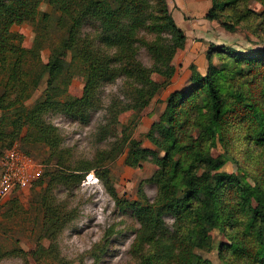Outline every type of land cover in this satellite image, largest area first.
<instances>
[{"label": "rangeland", "instance_id": "374dc122", "mask_svg": "<svg viewBox=\"0 0 264 264\" xmlns=\"http://www.w3.org/2000/svg\"><path fill=\"white\" fill-rule=\"evenodd\" d=\"M39 11H50L48 3L41 2ZM229 11H233L232 20H228ZM40 18L41 14L37 20ZM224 19L234 28L225 29L220 23ZM213 21L220 28L215 45H225L242 53L264 49V0H239L234 8L223 11V17ZM84 29L92 27L84 24ZM11 30L23 36V45H32L36 35L34 23L16 22ZM54 33L61 32L56 29ZM186 42L176 49L172 58L174 71L182 75L189 73L186 83L179 88L172 86V78L168 82L165 76L151 71L157 57L153 58L144 47L138 49V59L160 86L147 98L144 107L118 113L116 121L113 103L125 99L122 77L101 84L97 101L85 110L74 114L45 112L43 120L55 127L57 145L54 148L27 125L8 146L9 138L2 136V131L13 128L10 123L16 117L12 111L8 114L10 119L0 124V159L5 150L15 146L40 162L42 172L31 184L13 192L0 207V264H134L130 250L139 223L134 210L116 204L111 191L122 201L145 198L154 201L158 184L151 177L158 167L156 158L160 159L165 152L154 145L148 132L159 129L169 95L191 85L192 73L200 76L209 73L214 77L226 108L215 144L209 147L210 153L228 156L222 171L244 176L250 184H259L264 189V146L253 141L259 125L251 114L254 107L264 110V66L216 52L206 55L209 45L204 51L195 47L194 53L196 50L198 55L191 60L186 54L192 52L184 49ZM49 53L48 48L42 51L43 61ZM62 57L69 63L66 71L70 78L68 81L65 74L64 82H60L50 98L66 101L82 95L86 77L83 64L72 60L69 50ZM45 87L42 82L25 101L26 108L44 96ZM204 95L202 90L196 99L201 107L198 120H189L186 132L189 141L190 138L197 141L204 132L202 126L208 117ZM201 140V147H208L211 141L208 135ZM134 147L154 150L157 157L149 155L138 164H131L130 151ZM195 148L199 149L197 145ZM175 155L183 162H192L186 148ZM223 205H220L222 214L229 208ZM252 206L259 210L263 207L254 201ZM62 215V222L55 223ZM234 216L238 220L234 226L221 218L219 225L210 229L209 248L196 249L211 264H248L246 250L255 247L253 227L247 211L238 209ZM163 219L170 233L175 218L164 214ZM232 243L239 246L238 250L230 247Z\"/></svg>", "mask_w": 264, "mask_h": 264}, {"label": "trees", "instance_id": "16d2710c", "mask_svg": "<svg viewBox=\"0 0 264 264\" xmlns=\"http://www.w3.org/2000/svg\"><path fill=\"white\" fill-rule=\"evenodd\" d=\"M43 1L48 3L50 11L40 13ZM236 2L239 0H211L206 18L220 19L223 11L234 8ZM229 13L228 20H232L233 11ZM16 22L34 23L36 35L31 46L23 45V36L12 32ZM220 23L227 30L234 28L225 19ZM84 24L92 29H84ZM56 29L61 33L55 34ZM185 40L166 0H0V124L10 119L11 111L16 115L10 123L13 128L2 131V136L9 138L7 145L27 125L54 148L55 127L43 120V114L50 110L66 114L85 110L97 101L101 84L118 77L124 79L125 99L113 103L116 109L113 120L125 110L144 107L160 85L147 74L148 69L137 57L138 49L144 47L153 58L157 57L151 71L165 76L169 82L175 72L173 55L184 46ZM45 48L50 53L43 61L41 53ZM65 50L70 51L72 60L83 64L86 81L81 96L60 101L50 96L66 78L69 63L62 57ZM211 52L264 66V49L242 53L210 43L206 55ZM191 79V85L169 95L160 117L161 126L148 132L154 145L165 152L164 156L156 158V151L141 147L130 151L131 164H138L149 155L156 158L158 167L151 177L158 184L154 201L146 198L122 201L111 191L116 204L132 208L139 223L130 250L134 264H211L196 249L210 247L209 231L219 225L221 218L234 226L238 209L248 212L253 227L255 247L246 250L248 264H264V189L259 184H250L244 176L221 170L228 156H212L209 147L215 144L226 112L225 104L211 74L192 73ZM42 82L46 84L44 96L26 108L25 101ZM202 90L208 117L202 126L204 132L193 142L192 138L190 141L186 138V132L189 120H198L201 107L196 99ZM251 114L259 125L253 141L264 146V110L254 107ZM206 135L211 139L209 146L201 147V137ZM184 148L191 163L175 158ZM253 201L261 203L262 209L253 207ZM221 203L229 207L223 214ZM164 214L175 218L170 233L164 227ZM63 218L60 216L55 223H61ZM237 244L230 247L238 250Z\"/></svg>", "mask_w": 264, "mask_h": 264}, {"label": "crops", "instance_id": "0c3cea01", "mask_svg": "<svg viewBox=\"0 0 264 264\" xmlns=\"http://www.w3.org/2000/svg\"><path fill=\"white\" fill-rule=\"evenodd\" d=\"M166 2L174 21L186 35L187 42L184 49L188 53L192 52L190 54L185 53L191 60L196 58L197 51L195 50L194 53L195 47L204 51L210 43L218 42L217 32L220 31V28L215 21L206 18L211 0H166ZM193 38L200 40L193 41ZM188 78L189 73L187 71L183 75L175 71L172 77V86L179 88L186 83Z\"/></svg>", "mask_w": 264, "mask_h": 264}, {"label": "built area", "instance_id": "2783aa9c", "mask_svg": "<svg viewBox=\"0 0 264 264\" xmlns=\"http://www.w3.org/2000/svg\"><path fill=\"white\" fill-rule=\"evenodd\" d=\"M42 165L15 146L5 150L0 159V207L13 193L35 181Z\"/></svg>", "mask_w": 264, "mask_h": 264}]
</instances>
